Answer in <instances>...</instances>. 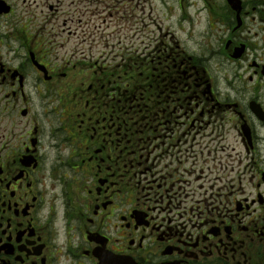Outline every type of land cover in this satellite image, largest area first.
I'll return each mask as SVG.
<instances>
[{
	"label": "flooded vegetation",
	"instance_id": "obj_1",
	"mask_svg": "<svg viewBox=\"0 0 264 264\" xmlns=\"http://www.w3.org/2000/svg\"><path fill=\"white\" fill-rule=\"evenodd\" d=\"M0 264H264V0H0Z\"/></svg>",
	"mask_w": 264,
	"mask_h": 264
},
{
	"label": "rangeland",
	"instance_id": "obj_2",
	"mask_svg": "<svg viewBox=\"0 0 264 264\" xmlns=\"http://www.w3.org/2000/svg\"><path fill=\"white\" fill-rule=\"evenodd\" d=\"M150 30H151V27H147L145 29V32H144L145 33L144 34V40H145V44L144 45H145V47L150 46L151 45V41H153V37L149 36L151 34ZM128 45L131 47L130 50H132V51L135 50V48L131 44H128ZM138 45H139V43L136 44V47ZM117 47H119V45ZM118 51H119L118 49L115 50V52H118Z\"/></svg>",
	"mask_w": 264,
	"mask_h": 264
}]
</instances>
